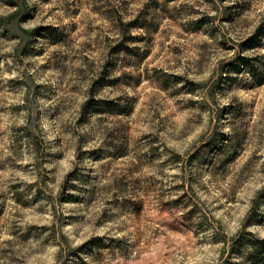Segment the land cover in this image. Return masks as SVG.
Segmentation results:
<instances>
[{
    "label": "rangeland",
    "instance_id": "1",
    "mask_svg": "<svg viewBox=\"0 0 264 264\" xmlns=\"http://www.w3.org/2000/svg\"><path fill=\"white\" fill-rule=\"evenodd\" d=\"M257 241L264 0H0V264H260Z\"/></svg>",
    "mask_w": 264,
    "mask_h": 264
},
{
    "label": "trees",
    "instance_id": "2",
    "mask_svg": "<svg viewBox=\"0 0 264 264\" xmlns=\"http://www.w3.org/2000/svg\"><path fill=\"white\" fill-rule=\"evenodd\" d=\"M260 35H259V32L250 39V41L248 42L247 46H258L260 45ZM243 62L245 63H239V65H233L232 67V70H238L240 69V66L243 65V64H246L247 66L249 65L248 62H247V59L246 58H243L242 59ZM253 251L251 254H249V256L251 257L252 256V259L253 258H257L258 262L260 264H263V260H264V242L263 241H257L256 243L253 244ZM260 258H263V259H260Z\"/></svg>",
    "mask_w": 264,
    "mask_h": 264
}]
</instances>
